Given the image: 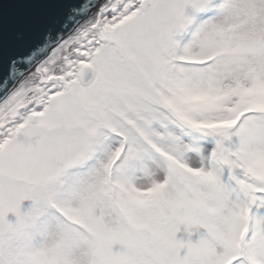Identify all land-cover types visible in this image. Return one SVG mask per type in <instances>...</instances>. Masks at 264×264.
Listing matches in <instances>:
<instances>
[{
    "label": "snow or ice",
    "instance_id": "obj_1",
    "mask_svg": "<svg viewBox=\"0 0 264 264\" xmlns=\"http://www.w3.org/2000/svg\"><path fill=\"white\" fill-rule=\"evenodd\" d=\"M0 264H264V0H0Z\"/></svg>",
    "mask_w": 264,
    "mask_h": 264
}]
</instances>
